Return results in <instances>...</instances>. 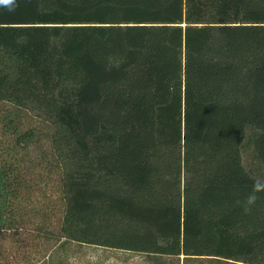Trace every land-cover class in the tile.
Returning <instances> with one entry per match:
<instances>
[{
    "label": "trees",
    "instance_id": "1",
    "mask_svg": "<svg viewBox=\"0 0 264 264\" xmlns=\"http://www.w3.org/2000/svg\"><path fill=\"white\" fill-rule=\"evenodd\" d=\"M14 9V10H10ZM0 103L52 130L64 216L43 264L84 247L147 264H264V0L0 4ZM0 162V234L20 198Z\"/></svg>",
    "mask_w": 264,
    "mask_h": 264
},
{
    "label": "rangeland",
    "instance_id": "2",
    "mask_svg": "<svg viewBox=\"0 0 264 264\" xmlns=\"http://www.w3.org/2000/svg\"><path fill=\"white\" fill-rule=\"evenodd\" d=\"M9 111L10 106L0 103V162L14 171L20 198L14 202L11 229L0 234V264H43L57 256L65 212L61 174L52 152V130L21 112L16 121L18 132L33 130L38 137L24 149L4 124ZM82 250L83 255L72 257L70 264H147L141 256L127 260L128 255L122 252L91 247Z\"/></svg>",
    "mask_w": 264,
    "mask_h": 264
},
{
    "label": "clouds",
    "instance_id": "3",
    "mask_svg": "<svg viewBox=\"0 0 264 264\" xmlns=\"http://www.w3.org/2000/svg\"><path fill=\"white\" fill-rule=\"evenodd\" d=\"M14 0H0V4L12 5ZM14 10V9H10ZM264 192V181L257 180L254 185L252 192L247 196L244 202V211L248 212L251 210V206L255 204L258 199L257 193Z\"/></svg>",
    "mask_w": 264,
    "mask_h": 264
}]
</instances>
